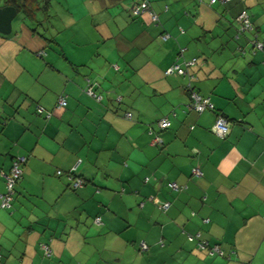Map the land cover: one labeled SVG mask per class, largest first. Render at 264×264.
<instances>
[{"label": "crops", "instance_id": "obj_1", "mask_svg": "<svg viewBox=\"0 0 264 264\" xmlns=\"http://www.w3.org/2000/svg\"><path fill=\"white\" fill-rule=\"evenodd\" d=\"M147 1L156 24L132 16L134 0H39L48 39L0 37V195L13 158H27L0 209V264H264L263 54L235 39L247 9L264 40V0ZM192 58L189 82L214 112L189 111L188 77L164 75ZM60 95L66 107L45 118ZM217 114L224 138L209 131ZM77 162L85 183L72 190Z\"/></svg>", "mask_w": 264, "mask_h": 264}, {"label": "built area", "instance_id": "obj_2", "mask_svg": "<svg viewBox=\"0 0 264 264\" xmlns=\"http://www.w3.org/2000/svg\"><path fill=\"white\" fill-rule=\"evenodd\" d=\"M197 1H201V0H197ZM216 1L217 0H210L209 4H213ZM220 1L226 2L228 0H220ZM130 12L134 17H139L140 15L147 14L151 22L154 23L157 21V16L151 11L149 3L146 0H134V4L130 8ZM235 23H236V34H237V30L239 32H247L252 29V25L249 19V14L246 10H243L239 13V15L235 19ZM161 39L162 40L167 39V35H162ZM253 46L255 47V49L263 51L264 53V40L263 42H254ZM182 53H183V49L179 50L178 55L181 57ZM194 64H195L194 58L188 61H184L182 64H178L174 62L164 71V74L167 76L172 74H177L179 76L188 77L186 89L189 93V104L187 106V109L189 111H195L196 113L199 114L206 110H211L213 108V105L209 102V98L207 97L204 98L199 96L191 87V83L189 82L191 76L187 74L186 68L193 66ZM86 93L89 96L96 98V100L98 101L100 100V97L95 96V94L92 92L91 87H88L86 89ZM65 106H66V99L64 96H60L57 99L54 111L62 110L65 108ZM42 111L43 110L41 108H38V112H42ZM53 113L45 112L46 117H50ZM125 117L130 118L131 115L127 113ZM156 125L158 129L164 130L169 128L171 126V123L168 117H164L158 120ZM229 129H230V123H228L227 120L222 117H217L210 131L214 133L216 136L220 138H224L228 134ZM153 142L154 143L158 142L157 135L154 136ZM25 163H26V157L24 156L15 157L12 160L9 171L5 175H3L4 192L0 195V209L2 210L11 209L12 202L14 199V187L22 175V167ZM78 168H79V162H77L69 171L66 172V178L69 182V187L71 189L80 188L84 184L80 176L76 175ZM62 174L63 172H61L60 170L56 172L57 176H60ZM191 175L194 178H199L200 176H202V172L198 168H193L191 170ZM167 187L172 191H181L184 188V186H179L172 182H168ZM167 207H168V203L164 204L162 206V209L166 210ZM94 222L95 224L99 223V219L96 218ZM195 238L197 239V247L199 249L206 250L209 255L222 256L223 253L221 252V250L217 245L210 246L206 241L201 240L198 234L195 235ZM190 239H192V237H190ZM42 249L44 255L46 257H49L50 250L48 249V247L46 245H42ZM139 249L141 251H145L147 250V245L141 242L139 244Z\"/></svg>", "mask_w": 264, "mask_h": 264}, {"label": "trees", "instance_id": "obj_3", "mask_svg": "<svg viewBox=\"0 0 264 264\" xmlns=\"http://www.w3.org/2000/svg\"><path fill=\"white\" fill-rule=\"evenodd\" d=\"M48 0H45V3L47 4L48 2H47ZM147 1V0H146ZM197 1V0H196ZM210 1V0H209ZM208 1V2H209ZM148 2V1H147ZM216 2H221L220 0H217ZM35 3V6H36V4H39V0H3V6H13L15 9H16V11H21L26 17H28L29 19H33V17H34V13H33V10H34V6H33V4ZM215 3V2H214ZM213 3V4H214ZM209 5H212V4H209ZM244 10H246L247 12H248V10L247 9H244ZM152 11V10H151ZM243 11V10H242ZM154 13V12H153ZM155 14V13H154ZM248 14H249V12H248ZM156 15V14H155ZM239 15V14H238ZM157 16V15H156ZM249 19H250V16H249ZM250 22H251V20H250ZM156 23H158V19H157V21L156 22H154V24H156ZM251 25H252V29L250 30V31H247V32H239L238 30H237V34H236V37H235V39H237V38H239L240 36H242V35H250V37H249V39H248V44H250V46H251V48H252V50L254 51V52H261L262 54H263V64H264V53H263V51H260V50H257V49H255V47L253 46V43L254 42H263V40H260V39H258V36H257V32H256V30H255V28H254V26H253V24H252V22H251ZM11 35V34H10ZM10 35H8V36H1L0 35V37L1 38H9L10 37ZM162 35H166V34H161L160 35V38H162ZM181 50V49H180ZM40 54V53H39ZM165 75V74H164ZM165 76H167V75H165ZM168 76H170V75H168ZM89 87V86H88ZM88 87H86V89L88 88ZM192 87V86H191ZM86 91V90H85ZM60 96H64L65 97V99H66V96L65 95H60ZM59 96V97H60ZM96 96V95H95ZM188 96H189V93H188ZM99 97V96H98ZM202 97V96H201ZM92 98H94V97H92ZM204 98H206V97H204ZM208 98V97H207ZM58 99V98H57ZM95 100H96V98H94ZM98 101V100H97ZM209 102L211 103V101H210V99H209ZM189 104V103H188ZM212 104V103H211ZM213 105V104H212ZM66 107V106H65ZM38 108H40V107H36V112L38 113V114H43V112L44 111H42V112H38ZM42 109V108H41ZM43 110V109H42ZM214 106H213V108L211 109V110H206V111H204V112H214ZM54 111V110H53ZM53 111H47V112H52L53 113ZM195 112V111H194ZM45 113V112H44ZM127 113H129V112H126V113H124V117H125V115L127 114ZM203 113V112H202ZM130 114V113H129ZM200 114V113H199ZM44 115V114H43ZM131 115V114H130ZM44 116H46V114L44 115ZM52 116V115H51ZM217 117H222V118H224V119H226L225 117H223L221 114H217L216 115V118ZM45 118H49V117H45ZM126 119H130V118H127V117H125ZM216 118H215V120H214V122L216 121ZM227 120V119H226ZM227 122L228 123H230V121H228L227 120ZM214 124V123H213ZM213 126V125H212ZM212 126L209 128V131H210V129L212 128ZM152 129L153 128H149V131H150V133H151V131H152ZM168 129V128H167ZM160 130V129H159ZM164 130H166V129H164ZM154 131V130H153ZM160 131H163V130H160ZM211 132V131H210ZM212 133V132H211ZM212 134H214V133H212ZM154 136H156V135H154ZM218 137V136H217ZM220 138V137H219ZM15 158V157H14ZM13 158V159H14ZM26 160H27V158H26ZM200 170V169H199ZM201 171V170H200ZM79 172H77L76 173V175H78V176H80L79 174H78ZM80 178L82 179V181L85 183V181L83 180V178L80 176ZM84 185V184H83ZM82 185V186H83ZM179 186H181V185H179ZM70 188V187H69ZM71 189V188H70ZM72 190H75V189H72ZM14 193H15V191H14Z\"/></svg>", "mask_w": 264, "mask_h": 264}, {"label": "rangeland", "instance_id": "obj_4", "mask_svg": "<svg viewBox=\"0 0 264 264\" xmlns=\"http://www.w3.org/2000/svg\"><path fill=\"white\" fill-rule=\"evenodd\" d=\"M55 7H52V10H54ZM35 12V21L31 22L30 21V24H25V22L23 23L22 22V14L21 13H18V15L16 16V18L13 19L12 21V34L14 32L17 31L18 34V39L21 38L23 40V42L26 40V38L24 37H20L21 34H23L22 36H25V35H28L29 37L27 38V41H29L30 39H35V41H45L44 39H48L46 36H49L43 27L41 26H38L37 28V21L41 20L42 19V15H41V12L38 10V11H34ZM33 12V13H34ZM29 21V20H28ZM21 22V23H20ZM34 24V25H33ZM33 25V26H32ZM30 26H32L30 28ZM37 28V29H36ZM37 30V32H35ZM46 35V36H45ZM46 51L48 52V48L46 49ZM27 52V51H26ZM35 55V54H34ZM30 56V55H29ZM6 62V59L2 58L0 56V65L1 63H4ZM27 62V63H26ZM25 63L24 65L27 67V66H32V62H29V60L25 59ZM9 72V70H8ZM10 72H14L13 71H10Z\"/></svg>", "mask_w": 264, "mask_h": 264}, {"label": "water", "instance_id": "obj_5", "mask_svg": "<svg viewBox=\"0 0 264 264\" xmlns=\"http://www.w3.org/2000/svg\"><path fill=\"white\" fill-rule=\"evenodd\" d=\"M16 9L13 6L0 8V35L8 36L11 33V23L16 17Z\"/></svg>", "mask_w": 264, "mask_h": 264}]
</instances>
